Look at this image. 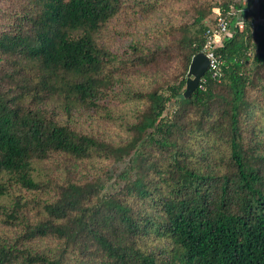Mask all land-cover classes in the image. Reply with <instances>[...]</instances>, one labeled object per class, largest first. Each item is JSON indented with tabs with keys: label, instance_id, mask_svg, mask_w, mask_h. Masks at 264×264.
Listing matches in <instances>:
<instances>
[{
	"label": "trees",
	"instance_id": "16d2710c",
	"mask_svg": "<svg viewBox=\"0 0 264 264\" xmlns=\"http://www.w3.org/2000/svg\"><path fill=\"white\" fill-rule=\"evenodd\" d=\"M178 2L187 17L158 25L151 42L133 34L118 52L104 38L117 20L135 27ZM253 4L0 0V264H264V28ZM217 9L230 18L215 47L221 75L208 69L186 96ZM142 70L154 81L135 82ZM118 86L134 107L126 139L73 126L80 111L107 114ZM62 155L111 166L77 177L48 166ZM46 237L54 249H40Z\"/></svg>",
	"mask_w": 264,
	"mask_h": 264
},
{
	"label": "rangeland",
	"instance_id": "374dc122",
	"mask_svg": "<svg viewBox=\"0 0 264 264\" xmlns=\"http://www.w3.org/2000/svg\"><path fill=\"white\" fill-rule=\"evenodd\" d=\"M257 7L258 5L253 4L251 8L255 22L264 24V19L259 16ZM182 8H185L182 2L169 5L164 8L163 11L151 14L147 21L141 24L138 22L135 27L130 28L123 19L117 20L120 25H112L113 28L111 27L108 32L104 33V38L108 40V44L111 49L118 52H122L125 48H127L132 40L135 39V36L140 40L151 42L156 35L153 29L158 25L166 24L169 21L180 22L187 17V14L182 10ZM116 29H118L120 32H116ZM130 29L131 31H127ZM167 71L168 69L166 72ZM134 76L137 77L132 79L140 84L147 85L154 81L152 75L143 72V70L140 72V74H136ZM116 88L117 89L113 90V95L115 97L111 98V102L107 106V108L111 107L112 109L107 110V114L104 111H100L99 113L80 111L79 113H76L72 119L73 126L80 131L93 133L95 135L105 137L108 140L116 141L120 139H126L129 136L127 131V122L132 121L133 119L132 116L134 114V107H131L129 104H127L128 102H126V100H124L125 102L121 101L120 98L123 88L120 86ZM111 110L112 112L110 113ZM51 162L48 164V166L51 165L53 170L58 165H61L60 168L58 167L60 170L59 172H63L62 167L64 166L70 167L72 173L77 177H93L101 174L105 175L111 166L108 160H74L71 158L66 159V157L63 155L59 156L58 158L56 157V159L52 163ZM0 231H7V228L0 225ZM57 244L58 241L52 237H46L39 240V247L41 250L54 249Z\"/></svg>",
	"mask_w": 264,
	"mask_h": 264
},
{
	"label": "built area",
	"instance_id": "2783aa9c",
	"mask_svg": "<svg viewBox=\"0 0 264 264\" xmlns=\"http://www.w3.org/2000/svg\"><path fill=\"white\" fill-rule=\"evenodd\" d=\"M257 4L258 0H254ZM229 20L227 15H224L217 9V17L213 25L206 30V42L203 52L210 60L209 71L213 78H219L221 75V59L215 53V47L223 42L224 36L229 34Z\"/></svg>",
	"mask_w": 264,
	"mask_h": 264
},
{
	"label": "water",
	"instance_id": "95a60500",
	"mask_svg": "<svg viewBox=\"0 0 264 264\" xmlns=\"http://www.w3.org/2000/svg\"><path fill=\"white\" fill-rule=\"evenodd\" d=\"M248 3H251V0H248ZM263 28L264 24L259 23L258 29ZM209 65L210 60L203 51H200L194 55L187 73V83L185 89L186 96H189L199 86L201 78L207 72Z\"/></svg>",
	"mask_w": 264,
	"mask_h": 264
}]
</instances>
